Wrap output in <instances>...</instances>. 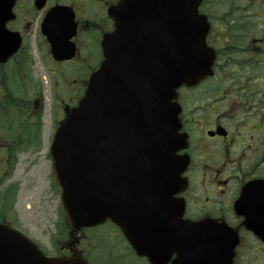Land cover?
Returning <instances> with one entry per match:
<instances>
[{"label": "flooded vegetation", "instance_id": "obj_1", "mask_svg": "<svg viewBox=\"0 0 264 264\" xmlns=\"http://www.w3.org/2000/svg\"><path fill=\"white\" fill-rule=\"evenodd\" d=\"M121 1L0 0V24L23 42L18 53L0 63V223L18 226L19 200L26 193L34 230L52 233L50 222L41 219L52 206L51 146L67 112L101 70L103 39L114 31L110 11ZM55 10L60 13L46 32L62 30L70 56L65 60L55 59L43 33ZM241 12L232 7L223 14L218 0H204L201 6L216 61L210 77L179 93L188 147L178 155H187L190 163L184 174L187 188L178 197L184 200L185 221L210 222L228 236L215 238L216 243L236 245L232 264H264V223L246 224L247 218L264 221V209L246 215L250 209L237 208L244 186L264 181V40L244 17L236 18ZM258 195L264 199V189ZM54 228L58 234V225ZM65 234L64 244L54 248L57 257L79 255L88 264L91 256L104 264H156L138 255L110 221L78 232L66 224ZM176 259L174 254L163 264Z\"/></svg>", "mask_w": 264, "mask_h": 264}, {"label": "water", "instance_id": "obj_2", "mask_svg": "<svg viewBox=\"0 0 264 264\" xmlns=\"http://www.w3.org/2000/svg\"><path fill=\"white\" fill-rule=\"evenodd\" d=\"M201 2L124 0L112 13L116 32L106 39L105 68L96 81L92 78L52 147L55 178L72 227L80 230L110 219L139 255L157 264L173 254L178 255L174 264H231L235 247L215 244L212 231L221 229L207 222H182L183 200L175 198L186 188L182 174L189 162L177 156L185 141L179 134L177 90L206 78L214 61L206 46L209 26L199 14ZM19 47L20 39L1 45L0 61ZM119 74L131 87L124 94L114 84ZM115 92L128 100L117 112ZM134 113L140 115L138 126L130 122ZM263 185L248 183L237 208L259 215ZM256 223L264 221L247 218V225ZM0 264L86 262L47 258L23 234L0 225Z\"/></svg>", "mask_w": 264, "mask_h": 264}, {"label": "rangeland", "instance_id": "obj_3", "mask_svg": "<svg viewBox=\"0 0 264 264\" xmlns=\"http://www.w3.org/2000/svg\"><path fill=\"white\" fill-rule=\"evenodd\" d=\"M218 1L220 4L221 12L223 14L226 13L232 7L243 8L244 12L237 14L236 18L244 17L247 21L250 22L251 30L254 31L255 35L257 37H260L262 40H264V0H218ZM25 194H23L21 196V199L19 200L20 202L18 205V209L22 221H18V227L30 233L35 241H37L50 254H53L52 243H58V241L62 240L63 237H61L60 235H53V237H51L50 234L42 236L40 235V233H37L34 230L35 228V225L33 223L34 218L33 216H29V213L31 214V209L28 208V206L30 205L29 204L30 198L26 197ZM49 200H52L51 203L52 206L49 208L47 213L41 219H46L45 222L48 220L51 223V225H54L58 220L57 213H59V210H61L60 195L58 193L53 194L52 192V195ZM47 226L48 224L46 226H43V228L45 229L47 228ZM92 261L95 264H104V262H101L98 258L95 257L92 258Z\"/></svg>", "mask_w": 264, "mask_h": 264}, {"label": "bare ground", "instance_id": "obj_4", "mask_svg": "<svg viewBox=\"0 0 264 264\" xmlns=\"http://www.w3.org/2000/svg\"><path fill=\"white\" fill-rule=\"evenodd\" d=\"M121 83L123 84V86L126 85V83H124L123 81H121ZM121 117H122V115H121ZM139 121H140V115L139 114L137 115L136 113H134V116H132V119L130 120V122L133 125H137L138 126Z\"/></svg>", "mask_w": 264, "mask_h": 264}]
</instances>
